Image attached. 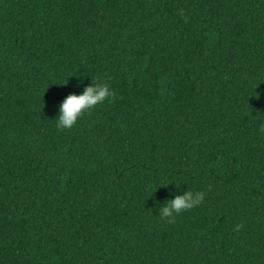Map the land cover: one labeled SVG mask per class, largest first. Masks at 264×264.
Segmentation results:
<instances>
[{"label": "trees", "instance_id": "16d2710c", "mask_svg": "<svg viewBox=\"0 0 264 264\" xmlns=\"http://www.w3.org/2000/svg\"><path fill=\"white\" fill-rule=\"evenodd\" d=\"M262 124L264 0H0V264H264Z\"/></svg>", "mask_w": 264, "mask_h": 264}, {"label": "clouds", "instance_id": "9594fccd", "mask_svg": "<svg viewBox=\"0 0 264 264\" xmlns=\"http://www.w3.org/2000/svg\"><path fill=\"white\" fill-rule=\"evenodd\" d=\"M83 82L78 81L77 87ZM111 96V89L105 82H97L91 77L90 82L83 87V91L79 94H68L58 105V115L53 119L58 129H70L73 127L78 118L84 112L92 110L98 104L103 103ZM260 131L264 132V124L260 126ZM204 197V192L196 190L177 191L171 194L162 204L154 203L157 216L167 219L169 222L185 210L191 209L198 205Z\"/></svg>", "mask_w": 264, "mask_h": 264}]
</instances>
